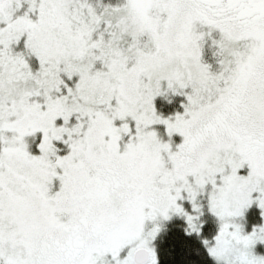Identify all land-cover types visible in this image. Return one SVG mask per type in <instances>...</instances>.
I'll return each mask as SVG.
<instances>
[{
	"label": "snow or ice",
	"instance_id": "obj_1",
	"mask_svg": "<svg viewBox=\"0 0 264 264\" xmlns=\"http://www.w3.org/2000/svg\"><path fill=\"white\" fill-rule=\"evenodd\" d=\"M170 225L264 264V0H0V264H162Z\"/></svg>",
	"mask_w": 264,
	"mask_h": 264
},
{
	"label": "trees",
	"instance_id": "obj_2",
	"mask_svg": "<svg viewBox=\"0 0 264 264\" xmlns=\"http://www.w3.org/2000/svg\"><path fill=\"white\" fill-rule=\"evenodd\" d=\"M169 227L165 243L160 246L162 264H188L189 261L198 260L194 252L198 247L196 242L186 240L176 225Z\"/></svg>",
	"mask_w": 264,
	"mask_h": 264
}]
</instances>
